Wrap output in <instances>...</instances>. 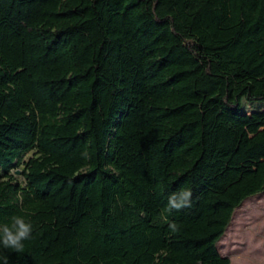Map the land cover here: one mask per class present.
<instances>
[{
    "label": "trees",
    "instance_id": "16d2710c",
    "mask_svg": "<svg viewBox=\"0 0 264 264\" xmlns=\"http://www.w3.org/2000/svg\"><path fill=\"white\" fill-rule=\"evenodd\" d=\"M244 103L264 105V0H0V224L34 226L0 264H231L264 156L218 189L237 147L210 111Z\"/></svg>",
    "mask_w": 264,
    "mask_h": 264
},
{
    "label": "rangeland",
    "instance_id": "374dc122",
    "mask_svg": "<svg viewBox=\"0 0 264 264\" xmlns=\"http://www.w3.org/2000/svg\"><path fill=\"white\" fill-rule=\"evenodd\" d=\"M210 115L237 147L226 171L214 183L212 181L220 189L236 180L243 169L253 168L263 158L264 105L244 103L238 118L223 115L217 108H213ZM15 178L21 180V169L16 171ZM218 249L231 264H264V195L246 201L236 210Z\"/></svg>",
    "mask_w": 264,
    "mask_h": 264
},
{
    "label": "clouds",
    "instance_id": "9594fccd",
    "mask_svg": "<svg viewBox=\"0 0 264 264\" xmlns=\"http://www.w3.org/2000/svg\"><path fill=\"white\" fill-rule=\"evenodd\" d=\"M192 191L188 188H182L177 192H173L168 197L166 212H179L184 208H190ZM171 231H178V225L174 222L169 223ZM34 230L33 223L26 220L23 216H14L10 223L0 224V245L6 249H12L16 252H23L24 241L31 238ZM5 264L7 261L5 260Z\"/></svg>",
    "mask_w": 264,
    "mask_h": 264
}]
</instances>
